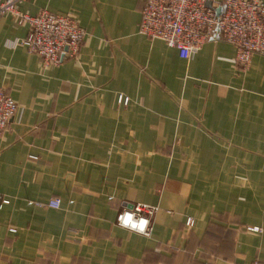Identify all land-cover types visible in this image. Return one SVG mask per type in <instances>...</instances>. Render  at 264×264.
Returning <instances> with one entry per match:
<instances>
[{"label":"crops","instance_id":"obj_1","mask_svg":"<svg viewBox=\"0 0 264 264\" xmlns=\"http://www.w3.org/2000/svg\"><path fill=\"white\" fill-rule=\"evenodd\" d=\"M144 2L22 1L84 31L57 67L0 17V89L17 104L0 135V264H264V52L246 73L223 41L180 59L138 32ZM135 206L153 210L148 237L115 224Z\"/></svg>","mask_w":264,"mask_h":264},{"label":"built area","instance_id":"obj_2","mask_svg":"<svg viewBox=\"0 0 264 264\" xmlns=\"http://www.w3.org/2000/svg\"><path fill=\"white\" fill-rule=\"evenodd\" d=\"M22 1L0 0V17L12 16L18 25L29 28L28 36L19 45L39 57L45 67H57L65 58L74 59L85 37L76 20L46 10L36 16L22 14L18 10ZM219 7L221 13L218 16L216 9ZM138 32L177 50L183 60H189L206 42L223 41L235 48V64L240 72L246 73L252 56L264 52V4L261 0H222L218 6L214 0H145ZM122 101L126 104L128 100L120 97ZM16 112V102L0 89V135ZM8 203L2 201V205ZM46 206L58 210L60 201L50 200ZM152 212L143 206L122 210L118 212L115 224L148 237L151 232L148 217ZM125 213H132L136 221L146 219L148 224L144 232L125 227L121 220ZM185 226L191 228L193 222L187 220Z\"/></svg>","mask_w":264,"mask_h":264},{"label":"clouds","instance_id":"obj_3","mask_svg":"<svg viewBox=\"0 0 264 264\" xmlns=\"http://www.w3.org/2000/svg\"><path fill=\"white\" fill-rule=\"evenodd\" d=\"M121 220L125 227H130L139 232H144L148 224V221L144 218H140L138 221L134 220L132 213L123 214V216L121 217Z\"/></svg>","mask_w":264,"mask_h":264},{"label":"water","instance_id":"obj_4","mask_svg":"<svg viewBox=\"0 0 264 264\" xmlns=\"http://www.w3.org/2000/svg\"><path fill=\"white\" fill-rule=\"evenodd\" d=\"M220 13H221V8L219 7V8L216 9V14L219 16Z\"/></svg>","mask_w":264,"mask_h":264}]
</instances>
